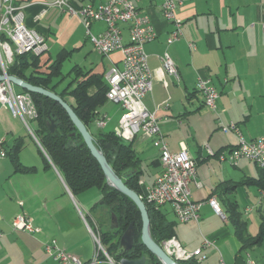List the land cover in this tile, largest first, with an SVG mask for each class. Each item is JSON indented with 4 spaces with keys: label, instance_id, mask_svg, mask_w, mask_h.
<instances>
[{
    "label": "crops",
    "instance_id": "1",
    "mask_svg": "<svg viewBox=\"0 0 264 264\" xmlns=\"http://www.w3.org/2000/svg\"><path fill=\"white\" fill-rule=\"evenodd\" d=\"M104 1L70 0V5L78 8L86 3L96 5ZM50 2L16 0L24 5L25 25L42 34L48 45V50L39 55L38 67L33 70L47 73L56 55L65 50L69 52L67 59L72 54L79 58V63L68 72L70 81L75 66L88 75H100L103 82V75L111 65H120L121 52L112 51L107 56L99 54L88 39L80 18L68 15ZM131 2L148 16L156 34L144 44L152 71V88L144 96L143 103L155 112L168 149L176 152L185 147L196 162V181L190 183V191L193 201L201 202L198 222H180L170 205L158 207L173 224L172 237L188 251L201 248L200 255L195 257L200 264H219L221 260L224 264H248L249 259L254 264H264L260 244L241 249L230 223L207 201L214 197L224 214L227 194L220 190L236 184L232 198L247 222L248 233L257 234L260 222L257 203L264 186V170L249 159H240L235 164L219 160L218 154L235 147L238 139L234 132L223 131L217 119L224 124L229 120L236 122L248 141L264 136V0H182L175 10L182 20V34L171 44L166 40L173 26L163 17L162 0ZM39 13L42 15L36 20ZM128 27V23L119 22L123 42L129 40ZM89 28L98 34L106 24L93 21ZM164 52L175 62L179 79L162 70ZM61 77H64L62 71L52 83ZM199 78L209 79L219 92L216 111L204 105L196 89ZM63 81L64 78L57 89ZM13 89L22 91L14 85ZM95 91V85L88 88L89 94ZM66 99L69 103L73 101L69 96ZM97 111L107 117L106 124L98 127L94 123L92 129L114 131L123 112L121 106L106 100ZM108 125L109 130L101 129ZM33 126L35 128L36 124ZM28 127L0 103V140L7 151L6 156L0 158V264H59L44 250V243L50 240H55L60 248L82 262H88L96 248L89 222H95L96 212L106 211L100 205L101 192L92 187L72 193L35 137L34 128ZM18 142L17 160L23 167H32L30 170H17L8 155ZM128 142L136 155L134 169L138 172L142 195L161 171L160 150L150 137L142 134H136ZM244 179L258 180L259 184H245ZM246 208L250 211L244 213ZM18 214L30 218L39 231L29 233L15 229L12 223ZM205 238L210 242L207 245L203 244ZM104 258H98L96 264L116 263L111 256V259Z\"/></svg>",
    "mask_w": 264,
    "mask_h": 264
},
{
    "label": "built area",
    "instance_id": "2",
    "mask_svg": "<svg viewBox=\"0 0 264 264\" xmlns=\"http://www.w3.org/2000/svg\"><path fill=\"white\" fill-rule=\"evenodd\" d=\"M50 4L68 15H77L80 18L88 39L99 54L107 56L112 51L121 52L120 65L112 64L103 75L108 85L106 99L119 104L123 110L114 133L125 141H130L136 134H142L150 137L153 145L160 150L161 171L146 192L139 196L143 201L155 206L170 205L180 222L189 220L198 222L201 202L193 201L190 191V183L196 181V162L185 147L176 152L168 149L155 112L147 109L143 103L144 96L152 88V71L147 63L144 44L156 36L148 16L140 12L131 0H105L96 5L86 3L78 8L71 6L70 0H51ZM160 4L163 17L173 26L166 40L167 44H171L182 34V20L175 13L176 8L182 4V0H162ZM23 8L24 5L16 3V0H0V74L5 76L8 74L7 67L14 54L40 55L48 50L44 36L25 25ZM42 13H39L35 19L38 20ZM93 21H103L106 28L101 33H92L89 27ZM119 22L129 24L128 42H123ZM190 46L194 47L193 44ZM161 65L162 70L179 79L177 66L168 52H164L161 56ZM196 89L202 95L204 105L216 111L219 92L210 80L199 78ZM14 90L12 82L7 78L0 80V103L28 127L29 120L37 115L34 102L29 92ZM106 120V116L99 115L95 124L103 127ZM217 121L223 131L234 132L238 139L235 147L228 152L218 154L219 160H228L235 164L240 159H249L264 170V136L248 141L242 136L236 122L229 120L224 124L219 118ZM207 149L210 154L213 153L209 148ZM4 156L6 151L3 141L0 140V158ZM207 201L216 213L225 217L214 197ZM257 204L259 210L264 212V189L260 190ZM249 211V208L244 209V213ZM12 226L29 233L39 231V228L32 224L31 219L23 214L15 216ZM93 236L96 248L92 260L88 262H82L76 255L60 248L55 240L45 242L44 250L59 264H96L101 252L106 258L111 259L102 248L100 240L94 234ZM209 243V240L205 238L203 244ZM160 245L168 256L178 262L193 259L201 253V248L188 251L175 237L162 240ZM247 263L254 264V261L249 259ZM219 264L224 262L221 260Z\"/></svg>",
    "mask_w": 264,
    "mask_h": 264
},
{
    "label": "trees",
    "instance_id": "3",
    "mask_svg": "<svg viewBox=\"0 0 264 264\" xmlns=\"http://www.w3.org/2000/svg\"><path fill=\"white\" fill-rule=\"evenodd\" d=\"M68 54L69 52L65 50L60 51L56 55L55 60L49 64L47 73H39L33 70L38 67L39 55L32 53L14 54L11 63L7 67V73L31 84L49 89L57 93L66 102H68L66 97H71L73 101L68 103L90 131L96 146L102 150L113 170L128 187L141 194L138 185V172L134 169L137 163L136 155L130 143L116 136L114 131L102 132L101 130L92 129V125L99 116L98 108L107 100L106 91L108 85H106L104 79L102 82L100 75H88L87 72H81L80 68L74 66L72 68V71L75 72L74 77L64 87L57 89L58 83L64 77H61L56 83H52L53 78L61 75V63ZM30 68L32 69L29 70ZM27 70H29V74H26ZM80 76L82 78H79ZM92 85L96 86V91L93 94H89L88 88ZM22 91L26 90L22 89ZM26 92L30 93L37 111V115L33 119L36 123L33 133L52 163L62 173L70 191L77 194L92 187L98 188L101 192L100 205L108 212L109 221L111 214L116 216L117 227L111 228L109 225L108 228L102 229L101 232L100 241L107 245V254L113 257L120 235L130 222H133L135 230L134 243L124 256L136 259L145 255L147 261L151 264H161L141 243L142 223L137 206L128 196L107 183L100 165L90 153L83 141L84 139L65 110L57 101L49 97L30 91ZM51 121L54 122L56 127L53 131L48 128V124ZM108 144L110 146H107ZM19 146L20 143L18 142L8 152L15 164V168L23 171L32 169V167H23L18 162L16 152ZM252 182L258 183V180H243L245 184ZM236 186V184L223 186L220 191L227 194L224 200L225 218L230 223L233 234L240 243V248L246 250L264 242V212H261L258 208L260 216L258 232L256 235H250L247 230V222L242 218V212H240L236 200L232 198ZM262 188L264 189V186ZM144 203L150 220V234L154 241L160 244L162 240L172 237L173 224L166 220L164 214L158 208L159 206L145 201ZM104 223L100 219V225ZM104 257L106 256L100 253L99 258L105 259ZM179 263L200 264L196 258Z\"/></svg>",
    "mask_w": 264,
    "mask_h": 264
},
{
    "label": "water",
    "instance_id": "4",
    "mask_svg": "<svg viewBox=\"0 0 264 264\" xmlns=\"http://www.w3.org/2000/svg\"><path fill=\"white\" fill-rule=\"evenodd\" d=\"M5 78H7L10 82H12L14 86H18L26 91L42 94L46 97L53 99L54 101H57V103L60 104V106L65 110V112L69 116L70 120L75 125L78 132L81 134L82 138L84 139L83 141L85 142L90 153L100 165L105 175L107 183L110 186L117 189L118 191H120L121 193H123L124 195L128 196L137 206L142 223L141 235H140L141 243L145 245L147 250L153 254V256L157 259L159 263L180 264L178 261H175L170 256H168L162 249L161 245L156 241H154V239L150 234V220L144 201L136 191L128 187L123 181V179L116 174V172L111 167L110 163L108 162L102 150L96 146L90 131L75 114L71 105L68 102H66L62 97H60L57 93L49 89H46L44 87L42 88V86L31 84L12 74H7L6 76L0 74V80ZM48 125H49L48 128H50L51 131H53L54 128H56L53 121L49 122ZM107 146H110V144H108ZM115 217L116 216L114 214H111L110 216L111 228L117 227V219ZM134 236H135L134 223L130 222V224L127 226L125 231H123L122 234L120 235L118 246L116 247L115 252L113 254L114 262H116L117 264H151L150 262L147 261V257L145 255H142V257L136 259H130V257L127 258L124 256L125 253L132 248L134 243Z\"/></svg>",
    "mask_w": 264,
    "mask_h": 264
},
{
    "label": "rangeland",
    "instance_id": "5",
    "mask_svg": "<svg viewBox=\"0 0 264 264\" xmlns=\"http://www.w3.org/2000/svg\"><path fill=\"white\" fill-rule=\"evenodd\" d=\"M55 54V53H54ZM75 63H79V58H78V55H75V54H72L71 56L68 57V59L66 58L63 63H62V66H61V71H62V74L64 75V81L61 83V86H59V89L62 87V86H65L68 81H70L71 79V76H69L68 72L69 70L71 69V67L75 64ZM33 124H36L35 123V120H29V126L33 129L34 126ZM110 126H106L105 128H101L102 130H109ZM94 217V223L91 224V222H89L90 226H91V230H92V233L99 239L101 240V232H102V229H106L108 228V226L110 225L109 224V214L107 211L101 213L100 211L96 212V214L93 215ZM100 219L102 221H104L105 223L103 225H100ZM101 246L102 248L106 251L107 249V245H104L101 241ZM259 250L262 251V255L261 258L263 259V263H264V242H262L259 246ZM102 253V252H101Z\"/></svg>",
    "mask_w": 264,
    "mask_h": 264
},
{
    "label": "flooded vegetation",
    "instance_id": "6",
    "mask_svg": "<svg viewBox=\"0 0 264 264\" xmlns=\"http://www.w3.org/2000/svg\"><path fill=\"white\" fill-rule=\"evenodd\" d=\"M112 261V260H111ZM115 264H117V263H115Z\"/></svg>",
    "mask_w": 264,
    "mask_h": 264
}]
</instances>
